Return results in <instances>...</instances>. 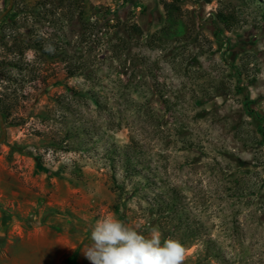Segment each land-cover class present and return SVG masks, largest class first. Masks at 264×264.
<instances>
[{
    "label": "rangeland",
    "instance_id": "rangeland-1",
    "mask_svg": "<svg viewBox=\"0 0 264 264\" xmlns=\"http://www.w3.org/2000/svg\"><path fill=\"white\" fill-rule=\"evenodd\" d=\"M0 106V264H88L107 215L264 264V0H12Z\"/></svg>",
    "mask_w": 264,
    "mask_h": 264
},
{
    "label": "clouds",
    "instance_id": "clouds-1",
    "mask_svg": "<svg viewBox=\"0 0 264 264\" xmlns=\"http://www.w3.org/2000/svg\"><path fill=\"white\" fill-rule=\"evenodd\" d=\"M91 243L83 256L88 264H186L187 248L156 229L147 235L115 215L103 216L91 226Z\"/></svg>",
    "mask_w": 264,
    "mask_h": 264
},
{
    "label": "trees",
    "instance_id": "trees-1",
    "mask_svg": "<svg viewBox=\"0 0 264 264\" xmlns=\"http://www.w3.org/2000/svg\"><path fill=\"white\" fill-rule=\"evenodd\" d=\"M163 6H164V8H165V10H166V12H167L168 14H173V13H174V10H177V9H178L173 3H168V2H165V3L163 4ZM221 20H222V21H225L224 18H222V16H221ZM0 115H1L4 119H6V118L8 117V115H9V112H8V110H6V108H2V107L0 106Z\"/></svg>",
    "mask_w": 264,
    "mask_h": 264
},
{
    "label": "water",
    "instance_id": "water-1",
    "mask_svg": "<svg viewBox=\"0 0 264 264\" xmlns=\"http://www.w3.org/2000/svg\"><path fill=\"white\" fill-rule=\"evenodd\" d=\"M11 2L12 0H9V7L7 8V10L0 16V18H2L11 8ZM0 130L2 132V136L0 137V143L1 141L3 140V137H4V129H3V126H2V117L0 115Z\"/></svg>",
    "mask_w": 264,
    "mask_h": 264
}]
</instances>
